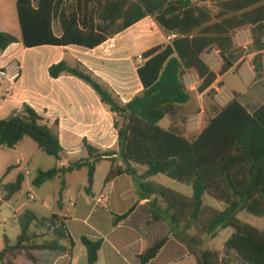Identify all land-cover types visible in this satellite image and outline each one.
<instances>
[{
	"label": "trees",
	"instance_id": "obj_1",
	"mask_svg": "<svg viewBox=\"0 0 264 264\" xmlns=\"http://www.w3.org/2000/svg\"><path fill=\"white\" fill-rule=\"evenodd\" d=\"M20 39L0 31V52L17 42L25 48L42 45H75L93 49L150 17L170 39L142 52L136 72L140 93L123 102L111 86L79 61L64 59L47 68L51 78L70 75L88 85L113 114L118 150L101 151L83 140L87 155L66 166L38 170L34 186L86 169V193H90L96 165L110 162L107 183L122 175L131 176L140 191L152 202V217L164 220L191 252L201 248L206 237H214L226 227L233 229L221 252L202 249L197 264H264V229L243 223L244 211L264 219V102L253 112L239 102L233 92L224 104L214 99L211 85L239 60L234 35L244 29L252 38V61L261 69L264 49V0H15ZM57 25L56 34L54 26ZM218 49L220 65L211 70L203 54ZM195 72L196 92L187 88L182 77ZM258 76V74H257ZM222 86V82H218ZM197 94H202L201 105ZM198 114V126L186 128L187 119ZM168 118V127L160 121ZM29 137L37 148L57 160L63 152L58 121L48 122L24 102L20 109L0 118V148L13 149ZM134 166L143 167L138 174ZM12 168L7 167L5 174ZM162 174L191 187V195L176 192L150 178ZM24 176L2 185L0 203L22 189ZM207 195L224 204L218 209L203 202ZM114 215L112 225L125 220L135 209ZM66 217L51 213L38 216L24 210L18 217L15 241L3 235L0 264H36L41 251L72 256L75 241ZM187 234V237L184 236ZM86 251V264H96L102 239L79 238ZM168 237L143 245L137 254L140 264L155 258Z\"/></svg>",
	"mask_w": 264,
	"mask_h": 264
},
{
	"label": "crops",
	"instance_id": "obj_2",
	"mask_svg": "<svg viewBox=\"0 0 264 264\" xmlns=\"http://www.w3.org/2000/svg\"><path fill=\"white\" fill-rule=\"evenodd\" d=\"M13 3L15 5V0ZM0 15L5 20L9 18L10 12H4L3 9ZM11 16L13 17L12 14ZM151 27L153 28L151 29ZM54 32L59 33L55 26ZM16 37L20 39V36ZM168 37L152 18L145 17L93 49L75 45L65 47L42 45L25 48L21 42L13 43L5 51L0 52V67L16 63L20 68V76L8 93L6 91L9 83L1 81L6 86L0 104V118L7 117L13 110L20 109L21 105L26 102L45 118L49 126L54 120H57L59 141L63 148L59 166H66L69 160L73 161L87 155L83 140L101 151H117V134L113 126V114L100 102L94 91L81 80L70 75L64 74L58 78H51L47 68L62 59L66 60L69 65H72L74 61H79L108 83L121 100L126 102L140 93L142 89L136 72L142 59H135V57L153 46L167 43ZM30 49L36 51L34 59L26 57V53ZM207 65L209 66L208 63ZM234 67L235 65L232 69ZM209 68L213 71L216 70L210 66ZM232 69L223 75H216L211 87L222 82L223 89L229 92L230 97L233 92L238 93L239 102L251 113L264 102V79L256 81L253 86L249 87L248 85L246 87H242V85L227 86L224 78ZM197 96H202V94H197ZM25 139L23 138L11 150L21 147L20 145L24 143ZM20 156V163L14 167L18 168L21 165L24 158L23 153ZM62 157H65L66 160H63ZM101 162L109 163L106 175L110 168V162L103 160L99 163ZM99 163L96 165L94 181L88 194L91 200L84 201V206L88 208V211L83 220L90 229L83 231L85 236L103 240L97 262L102 260L103 252L107 264H140L137 254L142 246L152 245L161 239H153L157 223H163L167 227L168 230L163 237H168V240L157 256L146 264L154 263L162 255H165V252L171 262L181 254L187 253V245L175 236L174 230H171L168 223L162 219H153L151 204L154 197H148L147 200L135 197L137 196L133 187L135 180L131 176L122 175L107 183L104 182V176L99 191L95 190V174ZM136 171L138 174L143 172V170L138 172L137 168ZM181 194L190 196L191 191ZM134 203H136V207L132 213L118 225L113 226V216L122 214ZM142 205H144L143 218L136 225L133 218ZM57 207L61 208V205ZM52 213L56 212L52 211ZM56 214L66 217L63 213ZM67 221L68 219H66V225ZM69 232L75 239L72 231L69 230ZM84 234L80 233L78 238ZM61 254L62 257L53 261L54 264H59L64 257L73 258V253L71 257L65 253Z\"/></svg>",
	"mask_w": 264,
	"mask_h": 264
},
{
	"label": "rangeland",
	"instance_id": "obj_3",
	"mask_svg": "<svg viewBox=\"0 0 264 264\" xmlns=\"http://www.w3.org/2000/svg\"><path fill=\"white\" fill-rule=\"evenodd\" d=\"M0 8V13L3 9L4 12H10L9 18L5 20L2 19L0 15V31H6L15 36H20L17 14L13 0H0ZM56 28L57 25L55 24V29ZM152 28L153 27H151V29ZM234 47L240 57L237 63H235V67L233 69L231 68L232 71H229L225 75L224 80L227 86L231 85L234 87V85H242V87H246L248 85L249 87L253 86L256 81L264 79V51L261 52L260 57L261 69L255 71L253 68L255 62L252 61L253 53H251L252 38L248 29L241 30L234 35ZM35 52V50H28L26 57L28 59H34L36 57ZM203 58L213 69H217L220 65L218 49L214 46L204 52ZM135 59H141L140 54L137 55ZM198 83L199 81L193 83L195 87L193 92H196ZM5 86L6 84L0 81V104L2 103V96ZM202 101V96H197V102L199 105H201ZM198 122V114L192 115L187 119L186 128L188 130H193L198 126ZM160 125L162 127H168V118L162 119L160 121ZM25 138L26 139L24 143H22L20 145L21 147H18L16 150L0 148V199L4 193L2 189L3 184L14 181L19 172L24 176L21 191L13 195L7 202L0 203V249L3 246L4 234L9 238L11 243L15 241L16 235L19 231L17 217L24 210L34 211L38 216H47L53 211L66 215V218L68 219L67 227L72 231L73 235L75 236L74 240L77 243L73 250V258L69 259L68 257H64L60 260L59 264H86L85 248L78 238L80 233L84 234V230H90L88 225L83 222L88 211V208L84 206V201L91 200V197H89L88 193L85 191L87 186L86 169H81L71 174H66L64 176V184H62L61 179L55 177L54 179L49 180L40 186H34L31 181L35 177L38 170H46L55 165L59 166L61 164L60 160H57L52 156H48L38 149L32 139L29 137ZM21 153L24 155L21 165L18 166V168L14 167V165L20 163ZM62 159L66 160L65 157H62ZM70 161L71 160H69L68 163ZM108 164V162H101L97 166V172L95 174L96 191H99V188L102 185ZM9 166H12V168L5 174V171ZM136 168L138 172L143 170V167L137 166ZM152 180L176 192L190 193L191 191L190 186L179 183L178 181L170 179L162 174L156 175L154 178H152ZM133 187L135 189V193L137 194V196H135L136 198L142 197L146 198V200L148 199V196L139 190L136 181ZM29 195H32L33 198L29 199ZM203 202L206 205H210L218 209H223L224 207L222 202L217 201L207 195L203 197ZM58 205H61V208H58ZM143 206L144 205H142V207L137 211L136 216L133 218V222L136 225H138L139 221H141L143 218ZM237 218L243 223H249L258 228L264 229L263 218L253 217L244 211L238 213ZM154 230H156V233L153 234V239L156 240L165 236L166 230L168 229L165 225H163V223H157ZM232 231L233 229L231 227H226L221 229L216 236L206 237L203 246L201 248L194 247L193 252H191L189 245L185 243L188 247L187 253L181 254L171 262L168 256H166L167 253L165 252V255H162L159 259H157V261L151 264H197L196 255L199 253V251L202 249H210L221 252L225 240L232 233ZM184 236L187 237V234H184ZM103 255L104 254L102 252V260L96 264H107ZM37 257L38 263L36 264H54L53 261L59 257H62V254L59 252L41 251L37 253ZM20 264L34 263L21 261Z\"/></svg>",
	"mask_w": 264,
	"mask_h": 264
},
{
	"label": "built area",
	"instance_id": "obj_4",
	"mask_svg": "<svg viewBox=\"0 0 264 264\" xmlns=\"http://www.w3.org/2000/svg\"><path fill=\"white\" fill-rule=\"evenodd\" d=\"M168 39H170V37H168ZM19 76L20 68L18 64H10L9 66L0 67V81H6L9 83V87H7L6 91L7 93L12 89ZM182 80L184 85L190 90H195L193 83L199 81L195 72L185 73L182 77ZM212 89L214 90V99L219 104H224L229 98H231L229 92H227L222 86H219L218 84H215ZM28 198L32 199L33 197L32 195H29Z\"/></svg>",
	"mask_w": 264,
	"mask_h": 264
}]
</instances>
